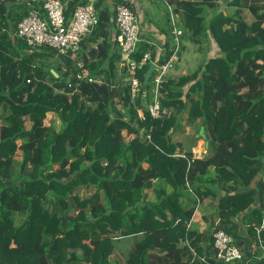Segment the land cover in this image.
<instances>
[{"label":"trees","instance_id":"16d2710c","mask_svg":"<svg viewBox=\"0 0 264 264\" xmlns=\"http://www.w3.org/2000/svg\"><path fill=\"white\" fill-rule=\"evenodd\" d=\"M104 1L96 2L98 21L81 42L88 81L64 57L68 66H58L57 75L41 73L36 62L56 51L29 52L12 35L29 7L0 0V264H226L215 257L216 220L215 229L241 247L243 264H262L264 0H222L236 7L231 16L219 0H168L176 12L182 9L181 49L188 42L207 53L212 40L218 53L192 73L167 74L160 91L169 114L160 118L147 109L150 79L130 97L111 33L116 4L106 14ZM61 2L68 19L85 0ZM245 9L253 21L242 17ZM167 23L165 16V50L172 39ZM149 48L155 59L158 48L145 40L134 57ZM147 68L137 71L142 82ZM47 112L58 117L60 129L44 124ZM184 114L195 127L192 143L204 127L202 157L173 140ZM80 188L91 192L80 195ZM203 200L213 210L203 216L206 227L188 226ZM125 237L132 238L125 259H110Z\"/></svg>","mask_w":264,"mask_h":264},{"label":"built area","instance_id":"2783aa9c","mask_svg":"<svg viewBox=\"0 0 264 264\" xmlns=\"http://www.w3.org/2000/svg\"><path fill=\"white\" fill-rule=\"evenodd\" d=\"M97 1L85 0L83 4L76 6L70 18L67 19L65 6L61 0H24L29 10L18 21L16 30L12 35L23 40L29 47V52L38 50L39 47L54 49L57 57L70 59L73 65L79 69L76 74L77 78H87L88 81H92V78L89 77V70L83 65L79 53L82 40L91 32L98 21L95 8ZM164 2L168 10L172 39L164 54H160L155 59H153V52L150 48L142 54L139 60L134 57L137 44L141 39L137 12L130 2L117 3L114 8L115 40L120 53L118 67L127 74L129 94L132 100L143 88V82L137 77V71L146 65L149 66V64L154 63V68L149 78L151 100L147 104V109L151 116L156 118L169 114V111L161 106V84L165 81L168 72L174 67L175 62L179 60L182 53L181 39L183 29L179 22V15L182 13V9L176 12L175 5L173 6L168 0H164ZM167 51H170V54L165 58ZM86 57H89L87 53ZM72 91L75 93L79 92L77 88H73ZM87 104H90L89 101H87ZM137 112L139 117L143 116L141 110H137ZM147 138H150L149 134ZM186 185L189 188L187 181ZM188 190L190 191V188ZM217 221L213 222L216 259L226 264H243L244 252L241 247L235 243L232 235L222 229H215ZM260 248L262 251L259 257L262 258L264 257V246L260 245ZM262 264H264V259Z\"/></svg>","mask_w":264,"mask_h":264},{"label":"crops","instance_id":"0c3cea01","mask_svg":"<svg viewBox=\"0 0 264 264\" xmlns=\"http://www.w3.org/2000/svg\"><path fill=\"white\" fill-rule=\"evenodd\" d=\"M124 1L130 2L132 7L134 8V10L137 12L138 22H139V26H140V35H139L140 39L145 40V41L151 43L152 45H154L158 48L156 53H155V56H159L160 54H164V52H165V49L163 48V43L165 40L164 34H163V29L165 28L164 18H157L155 16H152V14H150V13H146L145 7L142 4L145 1L147 2V0H124ZM161 1H162V3H164V0H161ZM219 1L222 2V0H219ZM106 2L109 3L110 9H112V7H114V5L117 4L116 0H106ZM148 3H152V0H151V2H148ZM171 4H173V3H171ZM173 6H174V4H173ZM220 9L223 10L224 14L231 16L234 14L236 7L235 6H228L226 4V2H222L220 4ZM242 15H243V13H242ZM165 16L168 20V14L167 13L165 14ZM168 28H169V26H168ZM169 30H170V28H169ZM114 31L115 30L112 29V31H111L112 35H113ZM91 45L95 48V44L92 43ZM80 53H83V54L87 53V50L83 49L82 52H80ZM217 53H218V51H217L212 40L210 42V47H209V50L207 51V53H205L204 50L203 51L199 50L196 45H193V44L187 42L186 48H184V50L182 49V53L180 54L178 62H176L174 64V67L168 72V74H171V75L177 77V76H180L182 74L184 75V74L192 73L194 70H196L197 66L202 61H204L205 59H207L209 57L215 56ZM186 54H190L192 56L202 54L203 58H202V60H200L199 62H196L195 64H190V63L186 62L182 66L179 63L186 56ZM51 72L54 73L55 75H57L54 68H52ZM100 81L101 80L99 79V82ZM184 115H186V114H184ZM51 119H52V122H50ZM55 119H56L55 114H53L51 112H47L46 118L44 119V124L47 126H49L51 124L53 125V120H55ZM196 123L198 125L199 121H196ZM196 123H195V125H196ZM186 126H188V128H190V131L192 130L191 126H189V125H186ZM200 127L201 126H199V129H200ZM186 133H188V132H186ZM195 136L198 137L197 135H195ZM126 139H128V136H126ZM173 140H174V138H173ZM199 140L202 141L201 145H198V143H196V144L191 143V146H190V150L192 151L193 156H195V157H202L207 152V148L205 147L204 140L202 138ZM174 141L180 142V140H174ZM196 142H198V140ZM18 143H19V141H18ZM182 150L185 151L183 149V144H182ZM176 154H182V153H180L179 150L177 149ZM18 157H19V155H18ZM157 181L158 180H155V181H153V183H156ZM263 181H264V175H263ZM167 189L169 190V188H167ZM145 191L147 193V199L149 201H153L156 199V194L154 193L152 188L145 189ZM262 199H264V193H263ZM210 206H212L214 208L215 203H210ZM211 211H213V210L209 207V203L207 200L198 201L197 204L195 205L194 212L192 214V217H191V220H190L188 226L195 224L200 229L206 227L207 223H206V221H204L203 216L207 215L210 217V214L212 215ZM123 239H124L123 244H125V243L127 244L130 241L129 246L130 247L132 246V238L131 237H125ZM126 241H128V242H126ZM116 249H115V251H116Z\"/></svg>","mask_w":264,"mask_h":264},{"label":"rangeland","instance_id":"374dc122","mask_svg":"<svg viewBox=\"0 0 264 264\" xmlns=\"http://www.w3.org/2000/svg\"><path fill=\"white\" fill-rule=\"evenodd\" d=\"M151 2V0H147V2H143V6L145 7V11L146 13H150L152 14V16H155L157 18H165V14L168 12L167 7L165 2L162 3L161 0H152V3H148ZM103 9L105 10V13L107 14V11H109V3L104 1L102 4ZM245 12V13H244ZM250 12L247 11V9L243 10V15L242 17L247 21V22H251L253 20V16L251 14H249ZM197 48L200 49V46L196 45ZM84 48L81 47L80 52H82ZM203 53V52H202ZM203 55L202 54H198L195 56H192L190 54H186V56L181 60V62L179 63L180 65H184V63L188 62L190 64H195L196 62H199L200 60H202ZM58 66L62 67V70H64L68 65L64 64V61L57 57V56H52V55H43L37 62H36V67L37 69L41 72V73H46V72H51L52 68L57 69ZM185 116H183L182 119V128L180 130H178L176 132V134L174 135V140H180V142L183 143V149L185 151H189L190 150V146L191 143L193 141L192 138V133L193 130L195 129V127L192 128V130L190 131V128H188V126H186V122H185ZM52 122V119L51 121ZM26 126H29V122L26 121L25 122ZM53 125L57 128L60 129V120L58 119V117L56 116V119L53 120ZM188 132V133H186ZM198 143V145L202 144L201 140H198V142H195V144ZM201 150V149H200ZM19 153L16 154V158L18 159ZM48 170H53L52 168H49ZM90 189L87 188H80L79 189V194L80 195H87L90 193ZM193 200V199H191ZM189 204V202H188ZM244 229L242 228L240 231H243ZM124 239H121L118 243H117V249L116 251L113 252V254L110 256V259H116L119 260L120 262H122L125 259V254L126 251L130 248L129 244L130 241H126L128 242L127 244H123Z\"/></svg>","mask_w":264,"mask_h":264},{"label":"water","instance_id":"95a60500","mask_svg":"<svg viewBox=\"0 0 264 264\" xmlns=\"http://www.w3.org/2000/svg\"><path fill=\"white\" fill-rule=\"evenodd\" d=\"M59 58H61V57L59 56ZM153 68H154V63L149 64V66L146 70L144 79H143V88H145L147 86V83H148V80L150 78V75H151ZM197 136H200L204 140L205 147L207 148L208 147V141L206 140V135L204 133V127L203 126L200 127Z\"/></svg>","mask_w":264,"mask_h":264}]
</instances>
